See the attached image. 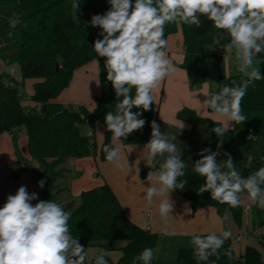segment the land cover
I'll use <instances>...</instances> for the list:
<instances>
[{
  "label": "trees",
  "instance_id": "1",
  "mask_svg": "<svg viewBox=\"0 0 264 264\" xmlns=\"http://www.w3.org/2000/svg\"><path fill=\"white\" fill-rule=\"evenodd\" d=\"M73 2L74 0H0V60L8 66L18 64L23 80H35L31 95L35 105L26 110L19 85L11 86L6 83L8 74L0 72V134L20 127L25 129L31 159L19 154L15 141L17 136L14 135L17 162L10 166V170L15 178L25 172L31 173L32 183L40 190V197L35 203L39 200L58 203L69 190L66 182L72 171L68 161L96 154L100 160L106 161L103 147L112 143V134L106 130L104 116L106 112L115 111L118 101L111 82L106 79L105 58L97 57L93 49L94 41L101 38L100 29L89 23L93 15L104 14L110 4L108 0H78L79 23H76L72 19ZM14 14L19 16L21 23L12 28L9 21ZM201 20L202 26L199 28L184 23L165 25V39L178 30V25L182 29L184 58L178 66L186 71L190 87H196L206 80L207 48L213 44L214 37L220 31L206 17H201ZM9 32L13 36L9 37ZM227 41L225 36L221 44ZM58 56L63 58L62 68L57 64ZM214 56L218 71L217 93L224 85L232 86L233 80L239 82L243 74L238 70L227 74L224 56ZM93 59L98 60L102 85L107 84L94 98L93 110L90 111L83 105L75 108L54 101L69 85L74 70ZM261 62V74L264 75V59ZM132 95H135V89L132 90ZM241 108L247 120L242 123L234 122V126L221 138V143L220 137L212 131L214 127L221 126L220 122L201 117L194 110L183 107L177 111L176 117L190 123L191 128L179 131L178 126L157 117L153 102L150 111L133 109L134 112H142L140 118L145 119L146 124L143 129L128 135L123 143H147L151 138V122L155 121L162 133L169 137L176 136L173 142L182 151L181 158L188 165L186 175L180 178L187 180V184L183 190L177 189V193L188 199L194 210L204 206L214 207L219 216L229 215L241 226L246 193L240 206L235 208L212 200L209 192L199 193V187L204 184L205 178L195 174L192 168L195 161L201 158L199 153L204 148L218 151V162L230 155L243 177L264 166V80L255 81V87L248 88ZM89 119L103 125V140L98 150L95 134L83 133L80 129V125ZM250 134L256 136V139L248 140ZM218 144L221 145L219 148ZM248 154L255 157L250 169L244 167ZM156 167L158 168V164ZM151 170V166L145 168L141 171V176L146 177ZM41 179L46 181L42 189L38 186ZM61 206L71 213L68 222L70 234L78 238L86 249L88 246L101 245L109 250L110 241L127 240L120 248L121 257L116 261L104 253L108 264H133L134 257L145 248L154 249L158 242V232L138 225L127 216L108 182L83 190L78 199L66 200ZM250 210L253 227H263L264 209L251 204ZM260 243L263 251L248 245L243 253L236 255L231 247V240L228 239L219 250V259L213 256L210 261L215 264H264L263 238ZM225 251L231 252V259L224 255ZM176 258L180 264H209L198 262L193 256L192 247L179 248Z\"/></svg>",
  "mask_w": 264,
  "mask_h": 264
},
{
  "label": "clouds",
  "instance_id": "2",
  "mask_svg": "<svg viewBox=\"0 0 264 264\" xmlns=\"http://www.w3.org/2000/svg\"><path fill=\"white\" fill-rule=\"evenodd\" d=\"M108 3L110 8L104 14L93 15L89 21L92 27L100 29L101 38L94 41L93 49L97 57L105 58L106 79L111 82L118 101L115 111L106 112L104 116L106 130L112 134V143L103 147L107 162L131 170L123 155V140L146 124V120L140 118L142 112L133 109L150 111L153 91L177 72L165 51L168 41L164 32L168 23L199 28L201 17H206L220 30L213 46L222 47L234 57L243 78L239 82L233 80L232 86H222L219 92L198 103L201 108H209L225 118L221 126L212 129L220 139L229 130L230 122L247 120L242 114V100L248 88L255 87V81L264 80L257 66V56L264 53V0H134V3L133 0H108ZM72 9V19L79 23L78 0H74ZM9 23L15 28L21 20L14 14ZM8 36L13 33L9 32ZM225 36L228 41L221 45ZM56 60L62 68L63 58L58 56ZM133 89L135 95H132ZM184 127L181 122L179 131ZM151 130V138L141 153V159L152 168L147 175L149 186L144 189V199L151 206L155 198H160L158 213L167 221L174 207L170 192L184 189L187 180L180 178L186 175L188 165L173 142L176 136L162 133L155 121L151 122ZM247 139L254 140L256 136L250 134ZM199 155L201 158L192 168L195 174L205 178L198 190L200 194L209 192L212 200L235 208L240 206L246 193L252 205L264 209V166L243 177L230 155L220 162L217 161L220 153L210 148L202 149ZM254 159L248 154L244 167L250 169ZM139 162L137 160L132 167L136 172L139 169L135 165ZM45 182L41 179L38 186L42 189ZM37 199V193L30 194L21 186L15 195H8L6 203L0 207V264H86V248L70 234L71 213L53 200H39L33 206L31 202ZM230 237V231L194 234L191 240L194 258L215 264L210 258L219 259V250ZM154 253V249L145 248L134 257L133 264H152ZM224 255L232 258L230 251H225ZM94 264H108L103 252L95 256Z\"/></svg>",
  "mask_w": 264,
  "mask_h": 264
},
{
  "label": "crops",
  "instance_id": "3",
  "mask_svg": "<svg viewBox=\"0 0 264 264\" xmlns=\"http://www.w3.org/2000/svg\"><path fill=\"white\" fill-rule=\"evenodd\" d=\"M179 28H181L180 25H178V29ZM177 31L166 38L168 44L165 49L167 55L172 59L173 64L177 68V72L165 78L160 83L159 87L153 91L156 115L161 121L168 123L173 122L178 127L179 124L183 122L185 125L183 129L189 130L191 128L190 123L182 120L174 121L166 117V112L162 113V108L164 107V109L169 110L170 113H175L176 116L178 110L183 107H188L194 110L199 116L209 117L222 124L225 118L219 117L209 108H201L198 103H203L207 99L206 96L212 95V89L203 85V83L196 87H190L186 71L178 66L184 58V47L183 35L178 34L179 31ZM257 59L263 60L264 53L259 54ZM95 61L96 60L93 59L75 69L69 85L54 101L65 105L67 103L83 104L84 99H81V96L78 95V90H81L82 94L85 96L88 94L87 97L94 96L95 98L98 96L97 94L94 95V92L98 87L96 78L98 77L99 79V63ZM14 65L15 64L10 66ZM95 71H97V76H95ZM12 72L15 71L13 70ZM34 82L35 80L33 83ZM24 84L25 81H22L23 86ZM72 96L77 99H72ZM233 126L234 122H230L229 129ZM88 130L87 134L90 132L93 133L90 128ZM100 132L102 141V130ZM24 134H26V131L23 128L12 129L11 131H5L0 134V207H3L6 203L8 195H15L13 187H15L16 183L23 180V176L26 177L24 181L28 192L30 194L37 193L38 198L40 197L39 188L32 183L31 173H22L19 177H17L18 180H14L13 173L10 170L9 163L14 162L17 159L16 157L14 159L11 156V152L15 149L13 136L15 135L17 138L20 136L24 137ZM145 144L124 145L123 155L127 158V162L131 170H129L127 166L121 169L115 167L107 161H102L100 160L98 154L95 156L70 159L68 161V166L73 163L69 166L71 171L72 166L73 168H78L76 172L80 174V176L82 175L83 178L84 167L87 168V166H89L88 170L89 168L90 170H94L93 174H97L100 179V181H96L93 178V180H95L93 181L92 178L86 176L85 181L80 186L78 195L83 190L100 185V182H108L116 193L127 216L138 225L159 233L158 242L154 247L155 253L152 264H159L161 261H168L167 259H169L171 255L176 256L177 250L181 247L193 248L191 240L194 234L207 235L212 232L220 234L223 231H230L231 237L229 239L231 240V247L235 251L236 255L243 253L245 247L248 245L254 246L263 251V248L258 241L261 238L264 239V233L257 232L259 228L253 227L250 209L245 210L244 208L242 224L241 226H238L229 215H225L228 219H224L225 216H219L214 207L204 206L194 210L188 199L179 195L176 190H173L170 192V199L174 202L173 211L171 213L172 216L167 221L162 220L158 213L160 198H155L151 206H148L144 199V189L149 186L147 176H141V171L149 167L147 162L144 159H141V153ZM133 145H135L134 148ZM137 160L140 161L139 164L135 165V167L139 169L138 172H136L134 168L132 169ZM71 173L74 174V172ZM10 179H12L11 182ZM81 179L79 181H81ZM29 181L31 182V186L29 185ZM244 201L246 205H251L247 198H244L243 203ZM32 202L34 203V206L36 203L35 201ZM241 233L246 234V236L243 237L242 240L236 241L235 236ZM122 241L123 242H117L114 245L110 243L109 250L104 246L97 245L101 248H99L100 250L97 249L93 253L91 260H93L97 253L103 252L109 255L112 260L116 261L121 257L120 248L127 243L126 239ZM233 243H236L235 247L233 246ZM235 248H237V251Z\"/></svg>",
  "mask_w": 264,
  "mask_h": 264
},
{
  "label": "rangeland",
  "instance_id": "4",
  "mask_svg": "<svg viewBox=\"0 0 264 264\" xmlns=\"http://www.w3.org/2000/svg\"><path fill=\"white\" fill-rule=\"evenodd\" d=\"M179 33L178 34H182V29L179 28L178 29ZM177 31V32H178ZM226 43V42H224ZM222 43V44H224ZM221 44V45H222ZM213 44L209 45L208 48H207V58H206V71H207V78L206 80L203 82V85L207 86V87H210V89H212V93L215 94V89H216V86H217V80H218V71H217V68H216V64H215V56L214 54H221L224 56V65H225V72L227 74L229 73H232V72H235L237 71V65H236V61L234 59V57L231 55V54H228L225 52V50L220 47V46H213ZM211 47V48H210ZM97 62L98 60L95 59ZM262 60L260 59H257V66L260 67V71H261V62ZM6 66V67H5ZM3 66V69L7 72V73H10L14 70L15 71V74H13L15 77H20L21 78V74H20V67L18 64H15L14 66H8V65H5ZM95 76H97V71H95ZM96 78V77H95ZM97 80V83H98V87H97V90L94 92V95L97 94L99 95V93L101 92V89L102 87H107V84H103L101 83L100 79H98V77L96 78ZM23 81H25V84L24 86L22 85V83L19 84V92L20 93H23V106L24 108L27 109H30L33 105H34V101L32 100L31 98V95L33 94V79L32 78H27V79H24ZM78 95L81 96V99H84V103H78V104H73V103H67L66 105L67 106H70V107H79L80 105H83V106H86L88 108V110H93L94 106V96H88V94L83 95L81 90H78ZM77 93V92H76ZM72 99L76 100L77 98L72 96ZM65 105V104H64ZM90 110V111H91ZM166 112V117H168L169 119H172L174 121H179V119L176 118L175 116V113H170L169 110H166L164 109V107L162 108V113H165ZM169 123H172L174 125H176L175 123L173 122H169ZM20 128H23V127H20ZM91 129L93 131V133L95 134V139H96V143H97V150L99 149L102 141H101V137H100V131L102 130V140H103V130L102 129V123L99 122V121H96L94 123H88V122H85L84 124H81L80 125V129L83 133H88V129ZM24 129V128H23ZM16 144H17V149H18V152L20 155H22L23 157L27 158V159H30L31 156H30V153H29V149H28V145H27V136L26 134H24V137H18L16 138ZM14 147V145H13ZM11 156L15 159V149H13V152H11ZM17 162V159L14 161V162H11L9 163L11 165H14L15 163ZM70 163V162H69ZM73 163L69 164V166H71ZM88 167H84V174H83V178H82V175L80 176V174H78L76 171L78 168H73L72 166V172H74V174H70V178L69 180H67L66 184L69 186V190L67 191V193L63 196V198L58 202V204H62L64 203L66 200H69V199H78V193H79V189H80V186L81 184L85 181L86 179V176L87 177H90L93 178L96 180V181H100V179L98 178L97 174H93L94 170H88ZM82 178V179H81ZM97 178V179H96ZM13 179L15 180H18V178H15L13 177ZM26 177L23 176V180L19 183H16L15 184V187H13L14 189V192L16 193L17 190L19 189V187L21 186H25V180ZM81 179V181H79ZM12 179H10V182H11ZM93 180V181H95ZM101 184L104 183L103 182H100ZM29 185L31 186V182L29 181ZM28 186V185H27ZM28 191V190H27ZM32 204H34L33 202H31ZM244 205L245 204V201H244ZM257 232L259 233H263V227H259V229L257 230ZM125 240V239H124ZM117 242H123L122 240H112L110 241V243L112 245L116 244ZM258 243L261 245L260 243V240L258 241ZM235 244L236 243H233V246L235 247ZM101 248L100 246H97V245H92V246H88L87 247V252H88V259L86 260V263L87 264H94L93 260L92 259V255L93 253L97 250ZM236 251H237V248H235ZM100 250V249H99ZM168 261H161L159 264H179V262L177 261V258L176 256H173L171 255L169 259H167Z\"/></svg>",
  "mask_w": 264,
  "mask_h": 264
},
{
  "label": "built area",
  "instance_id": "5",
  "mask_svg": "<svg viewBox=\"0 0 264 264\" xmlns=\"http://www.w3.org/2000/svg\"><path fill=\"white\" fill-rule=\"evenodd\" d=\"M4 65H5L4 62L0 60V72H6V71L3 69V66H4ZM6 73H7V72H6ZM7 74H8V76L5 78V82H6V83L10 84L11 86H14V85H16V84L19 85L20 83H22V81H23L22 77H21V78H20V77H15V76L13 75V74H15V72H11V74H10V73H7ZM87 122H88V123H93V121H92L91 119H89ZM89 134H92V132H90ZM250 207H251V205H249V204L244 205L245 210L250 209ZM263 233H264V226H263ZM245 236H246V234L241 233V234L235 236V239H236V241H240V240H242L243 237H245Z\"/></svg>",
  "mask_w": 264,
  "mask_h": 264
}]
</instances>
